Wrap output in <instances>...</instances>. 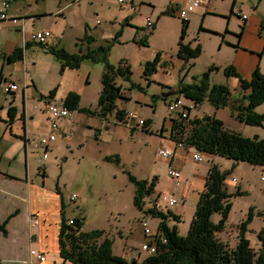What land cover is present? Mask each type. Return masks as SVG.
Returning <instances> with one entry per match:
<instances>
[{"label":"rangeland","instance_id":"374dc122","mask_svg":"<svg viewBox=\"0 0 264 264\" xmlns=\"http://www.w3.org/2000/svg\"><path fill=\"white\" fill-rule=\"evenodd\" d=\"M16 1L10 0L11 4ZM93 1L94 5L92 6L89 3L86 6L80 3L79 10L72 15L69 14L71 21L64 36V44L69 52H73L74 49L78 51L80 47L73 45L78 40L73 41V38L76 34L80 35L79 39L82 37V27L85 21L82 16L85 14H88L89 22L95 24V27L92 25L90 31L95 39L94 47L109 45L112 40L114 32L107 28V25L113 17L111 11H118L121 7L115 0L108 1L106 4L103 0ZM135 1L137 4L140 2V0ZM142 1L151 2L155 9L150 11L144 7L140 11H135L136 23L142 24L143 28H146L149 15L153 17L151 18L153 23H157L159 20L158 29L152 31V35L148 33V47L133 44L130 40L134 32L126 29L123 39L127 43L122 45L114 43L110 46L109 52V62L112 65L116 66L120 59L128 61L131 66L132 82L139 84L144 90L141 92L137 89H130L128 82L122 81L121 78L116 79L117 84L122 87L123 95L128 98V101L118 99L117 106L138 115V118L130 119L127 125L119 124L114 113L105 118L94 115L98 111V97L101 91L100 79L103 71L101 63L84 60L78 70L67 69L62 75H59L60 66L53 57L44 53L36 57L34 52L40 51L38 47H34L27 53L28 63L35 64L33 69L28 67L30 72L28 76L32 78L37 88L35 91L34 87H31L29 93H33L35 96L38 91L48 94L51 89L57 87L56 99L60 102L59 98H64L66 90L75 91L80 97L79 107L91 112L90 115L88 113L85 115L72 113L70 115V119H76L70 131L71 136L68 139L58 138L54 142L56 147H53L47 160L42 159V151L39 147L34 146L33 142L42 135L39 133H45L46 128L39 124L37 117L36 121L29 122V125H35V128L36 123L40 125L37 129L39 132L36 130L38 133L34 132L35 134L32 135L34 137H30L32 141L28 149L30 150L29 154H32L29 157V179L35 185H39L41 189L43 188V191L51 194V202L49 199H44L50 209L45 207L43 210L45 218H47L46 224L51 227V239L55 248L51 250V263L59 261L56 252L57 238L54 232L63 218L65 220L83 218L82 232L103 230L111 241V252L114 256L124 258L129 263L144 261L149 254L142 251L141 247L143 244H148L149 236H153L157 232V226L161 219L150 213L154 203L153 193L141 198L140 208L134 204L136 187L129 176L137 181H144L149 180L156 172L158 176H161L160 180L164 182L162 179L166 172L162 165L164 161L158 157L157 153L159 150L166 149V145H168L169 133L163 131V135H161V131L163 128L169 130L170 113L164 100L158 98L154 103L153 98L161 97L163 93L177 88L180 82L193 84L195 79H198L208 68L215 67L216 70L210 74V85L226 84L231 92V102L238 103L243 100L247 91L241 89L238 78L226 77L224 69L232 65L245 79L248 78L253 68L252 58L261 60L259 52L254 53L241 47L240 40L245 38L243 34L238 38L243 27L238 16L241 13L248 15V8L253 7L257 0H209L207 12H199L197 9L196 12L190 13L184 41L188 43L196 38L201 44L202 52L197 59L190 60L184 65V68L182 67L183 61L177 58L182 27L181 19L174 13L166 16L160 15L166 0ZM44 6L45 3L40 2L39 7L44 8ZM258 11L264 16V0L259 3ZM45 21V18L39 17L35 26H39ZM99 23L101 24L97 25ZM246 23L248 24V21ZM11 26V24L0 20V44L4 41ZM258 34L260 37H264V31L259 30ZM258 34L256 35L259 36ZM250 37L253 38V35ZM86 46L85 44L82 47L83 51ZM262 48L264 49V45ZM157 53H160V65L148 84V81L143 78V65L146 61L153 60ZM190 66L191 68H189ZM259 67L264 73V58ZM0 74L5 79L3 83L9 80L21 83L24 79L23 65L15 62L7 63L0 58ZM161 86L165 87L161 88ZM166 86L171 88L167 89ZM179 98L183 103H191L181 95ZM10 100L1 86L0 136L4 137L0 143V170L4 172L8 169L9 156L15 152L16 148L20 147L12 133L22 129V121L25 124L26 118H28L27 114L25 118L21 119V112L18 111L12 125L8 128L6 126L8 123L7 109ZM37 100L38 98L35 101L37 102ZM40 102L42 101L40 100ZM16 103L20 107V102L16 101ZM36 105L33 101L30 102L31 113L34 112ZM214 112H216V118L222 120L227 130L246 138L258 136L264 139V123L263 127L245 125L236 118V114L232 115L233 112L229 106L215 110L207 102L196 108L192 104L190 116L202 117L205 114L213 116ZM256 112L264 116V104ZM140 118L145 122L149 121V126L147 122L144 126H136L137 120ZM145 130L148 131L145 132ZM12 150L13 152L10 154ZM206 155L209 154L201 152L204 161L199 163L200 165L207 164ZM18 161L15 164L16 172L23 175L25 161L22 157ZM217 162L224 168L222 170L228 168L227 171L231 175L227 179V188L233 194L229 199L230 210L227 225L219 234V239L228 246V249H235L238 237L242 234L246 236L250 245L259 243L258 249L256 246L253 247L254 252L257 253L263 246L259 237L264 231V185L259 181L258 168L243 162L237 170L232 172V161L218 157ZM42 164L47 166V175L44 179L41 178V174H38L37 169V166ZM198 167L196 163H186L181 174L188 176ZM41 180L44 182L43 185ZM162 185L159 184V191H164ZM241 185L244 188L242 191L239 190ZM72 196H75L74 201L71 200ZM55 197H58V204ZM188 197L184 202V210L179 221L166 213L167 220L169 219L167 221L169 229L172 230L175 226L178 236L181 237L186 235L194 214L193 198L190 194ZM45 198H48V195H45ZM179 204H183V201L180 200ZM220 219L221 215L218 213H214L211 217L214 223H218ZM144 222L150 231L147 236L143 232ZM244 224L249 227L248 229L244 227L245 229L241 230Z\"/></svg>","mask_w":264,"mask_h":264},{"label":"trees","instance_id":"16d2710c","mask_svg":"<svg viewBox=\"0 0 264 264\" xmlns=\"http://www.w3.org/2000/svg\"><path fill=\"white\" fill-rule=\"evenodd\" d=\"M167 11L171 14L169 9ZM181 22L177 58L186 65L190 60L197 59L201 55L202 49L196 38L186 44L183 43L189 22L188 20H181ZM153 28L154 26L148 31H152ZM243 29L244 26L241 28L238 38H240ZM119 35L120 32L110 40L109 45L99 46L95 49L88 48L86 53L82 54H70L63 48L49 47L46 44L37 43V45L55 58L60 65V72L66 69L78 70L84 60L101 63L103 66L100 79L101 91L98 97V111L94 115L105 118L114 113L119 124L127 125V112L117 106V100L128 101V98L123 95L122 87L117 84L116 79L121 78L122 81L128 82L130 89H137L141 92L144 90L140 85L132 82L131 66L126 59H121L116 66L109 62L110 46L117 42ZM147 38L144 36L138 42L146 45ZM82 40H87L89 43L94 41L90 36H85ZM1 58L7 63L21 61L23 49H14L9 56L2 55ZM159 65L160 53H157L153 60L144 63L143 78L148 81V84L151 82L149 78L157 72ZM215 70V67H210L198 79L194 78L193 84L180 82L178 87L171 91L175 92L177 97L183 96L195 107L204 102L209 103L215 110L229 106L233 112L232 115L236 114V118L241 123L252 127L263 126L264 116L255 110L264 103V74L259 70V67L257 66L253 70L249 79H244L232 65L224 69L226 77L238 78L241 89L247 91L243 100L235 104L230 100L231 92L226 84L210 85V74ZM3 80L2 74H0V86ZM169 88L171 87L167 89ZM54 92L55 90L50 91L49 95H54ZM7 95L12 96L13 94ZM158 98L166 102L171 99L154 97L153 102ZM79 101L78 93L69 92L65 96L63 104L69 111L77 110L84 114H91L87 109H78ZM167 104L168 102L166 107ZM188 110L184 105L183 111L186 113V117L182 118L180 115L177 119H171V123H173L170 127L171 138L175 140V143L177 141L184 142L190 149L199 152L219 155L234 162H247L252 166L264 167V140L257 136L246 138L236 132L229 131L224 127L223 122L214 115L190 118ZM17 113L18 110L11 100L7 109L8 128L12 125ZM20 118H23L22 113ZM146 122L149 126L150 122ZM147 131L145 130V132ZM228 174L229 171H221L217 165L211 164L207 175L206 190L196 204L185 236H178L175 227L170 230L166 226L164 223L167 219L166 215L161 212L154 214V211L150 210L154 216H160L162 219L160 229L166 238V243H161L156 239L154 241L155 253L148 255L141 263L136 261L129 263L124 258L114 256L111 252V241L103 230L82 232L83 218L70 220L63 218L61 220L57 236L58 254L61 262L70 264H264V231L259 237L263 246L257 253L250 248L248 240L242 234L238 237L235 249H228L218 238V233L222 232L226 225L230 210L229 199L232 195L227 192L225 187V179ZM129 179L136 187L134 204L140 208L141 198L145 195L150 196L154 192L157 179L155 177L151 180L137 181L131 176ZM214 213L221 215L218 223H213L211 220ZM12 216L0 224V232L4 235H6V224ZM245 226L242 225L241 230L245 229Z\"/></svg>","mask_w":264,"mask_h":264},{"label":"crops","instance_id":"0c3cea01","mask_svg":"<svg viewBox=\"0 0 264 264\" xmlns=\"http://www.w3.org/2000/svg\"><path fill=\"white\" fill-rule=\"evenodd\" d=\"M103 1H104V4H106L108 1H111V0H103ZM185 1L186 0H183V1L182 0H166L165 4L162 6V10L165 11L169 9L171 13H174L177 7L180 4L185 3ZM208 1L209 0L201 1V4L198 8L199 12L208 11L207 10L209 9ZM261 1L263 0H257V3L253 7L248 8L247 10L248 15L246 13L244 14L241 13L238 16L244 26V30L242 34L243 36H245L243 40L242 38L240 40L241 47L246 50L248 49L250 51H253L254 53L259 52L260 53L259 57H261V60L260 59L258 60L255 57L252 58L251 65L253 68L250 71L248 78H245V79L250 78L253 70L257 66L259 67L262 59L264 58V49L262 48V45H264V37L262 38L260 37V34H258L259 30L264 31V16H262L260 12L258 11V6ZM40 2L45 3L44 8L39 7ZM115 2H117V0H115ZM80 3H82V5L84 6H86L88 3L91 6L94 5L93 0H75V1L73 0H17L15 3L12 2V4L9 0V6L7 8V18L2 21V22H7L11 24L12 30L10 29L7 31L8 33L5 36L4 41L2 42V44H0V58L2 57V55H4L5 57L9 56L14 51V49H17V48L23 49L22 60L17 61L15 63L23 65L24 79L21 83L19 81L9 80V82L15 83L18 86V88L16 91L12 92L13 94L12 96H9L7 94L6 95L10 97V99L12 100V104L17 108L19 112H21L24 115V111H25L26 112L25 116L28 114L27 115L28 118H26L25 124H23L24 121H22V129L17 130L15 133H12L11 131L12 129L10 130V132L13 134L15 138V141H17L20 147H18L19 149L16 148V150H14L15 152H13V150L10 151V154L12 152L13 154L9 156V161H8L9 163L7 166L8 169L5 172L0 170V224H2L6 218L13 215L12 217H10V219L8 220L6 224V235L0 232V264H52V263L53 264H70L67 262L66 263L61 262V259L58 254V249H57L58 246L56 247V252H57L59 261L58 263H56V261L53 260L54 262L51 263V258H50L51 250L55 248H54V243H52V239H51V227L46 224L47 218H45V214L43 212L45 207L50 209L49 206L47 205L48 203H46L44 199H49V201L51 202V194L43 191V188L41 189L39 185H35L29 179L30 178L29 177V164H30L29 157H30V154L32 153L29 154L30 150H27V148L25 149V147L27 146L26 145L27 140H29L30 137L31 138L34 137L32 135H34L38 131L37 129L40 127V125L45 127L46 131L45 133H39V134L46 135L51 131L49 127V120L43 110L44 104L47 101H49V102H55V103L64 105L63 100L65 96L69 92H75V91L66 90L64 94V98L63 99L59 98L61 99L60 102H58V100L56 99L57 87H54L53 89L50 90V91L55 90L54 95L52 96L49 95L50 91L48 92V94H42L38 91L36 96L33 95V93L32 94L29 93V89L31 87H34L35 91L37 90V88L32 78H29L28 76V74L30 73L28 70V67H31L33 69L35 67V64L32 63L33 60L31 61L32 63L31 65L28 63L27 53L30 50H32L34 47H38L40 51L34 52V54H36V57L41 56L42 55L41 53L48 54L44 52L37 45V42L33 39V35L42 30H48L51 33L50 38L48 42L46 43L47 46L63 48L70 54H82V53H86L88 48L89 49L97 48L93 46V42L95 41V39L90 34V31L92 30L91 27L93 26L95 27V24H92L91 21H90L91 23L89 22L90 19L87 16L88 14H85L83 16L81 15L82 18L85 20L83 22V27H82V34H83L82 37L79 39L80 35L76 34L75 37L73 38L74 39L73 41H76L78 39L77 42H74L73 44L75 46H80L78 51L74 49L73 52H69L67 46L64 44L65 43L64 36L66 34V29L71 21V17L69 16V14L72 15L76 13L80 8ZM241 5L243 4L241 3ZM119 6L121 7L120 10L115 11V12L111 11V15H113V17L111 18L109 25H107L108 26L107 28H109L110 30H112V32H114V35L111 39H114L115 36L120 32V35L117 38L118 40L115 44L117 45L126 44L127 42L123 39V36H124V32L126 31V29H129L134 32L133 37L130 40L133 44L140 46V47H148V42L146 43V45H143V44H140L138 40L143 39L144 36L148 37V33H151L152 35V31H156L159 27L158 25L159 20H157L158 21L157 23H153V26H154L153 30L148 31L147 26L146 28H143L142 24L136 23L135 11H140L144 7H146L147 9L151 11V10H154L155 7L151 5V2H143L142 0H140L139 4H137L135 0H130L129 3H125ZM242 15H245L247 19L243 20L241 18ZM149 16L148 17L146 16L147 21L153 18L151 15ZM39 17L45 18L46 21L40 24L39 26H35V22ZM247 21H248V24L246 23ZM100 24L101 23L97 25H100ZM137 29H140V30L137 31ZM256 34H258L259 36H257ZM251 35H253V38L250 37ZM85 36L92 37L94 41L92 43H89V41L87 40H82ZM147 41H148V38H147ZM183 43H186V42L183 40ZM85 44L87 46H86L85 51H83L82 47ZM50 56L53 57L52 55ZM245 58H247V56H245ZM182 67L184 68V63ZM66 70H64L63 72H60V67H59V75H62ZM259 70H260V67H259ZM150 78H149V81H151ZM3 81H5V79ZM35 97L38 98L37 102L35 101L36 100ZM175 97L177 96L175 95L174 97H171V99L167 101L168 104ZM40 100L42 102H40ZM16 101L20 102V107H18ZM31 101H33L34 105L37 104L38 106V110L35 113L34 112L31 113V108H30ZM25 102H26V105H25ZM164 102L165 104L167 103L166 101ZM183 105H185L189 109L187 113H189V116H190L192 112V103H183ZM262 105L258 106L255 110L258 111V109ZM78 109H84V108H81L78 106ZM72 113L73 114H78V113L84 114L83 112H79L77 110L70 111V115ZM132 113H134L135 116L138 118V115L135 112H132ZM70 115L66 118L59 119L57 121V129L55 130L56 138L54 141L49 143L46 149V152L48 155L49 153H51L53 147L54 148L56 147V145H54V142L58 138L68 139L71 136L70 131L72 130L74 121L76 119L74 118L70 119ZM169 115H170L169 130H167V128H163L162 131L169 133V137H168L169 141H168V145H166L167 146L166 149L167 148L171 149L173 151V154L169 158H162L159 155V151H160L159 150L157 155L158 157L163 159L164 162L162 165L164 166L166 172L168 168H172L179 172L180 177L176 184L175 181L171 179L169 176H167V173L165 172L164 177H162V179L164 180L163 182L162 180H160L161 176H158V174L154 172L153 176L149 178V180L155 177L157 179L156 187L153 192V195H154L153 199L154 201L156 200L157 202L153 203L152 205L153 207L151 210L154 211V214H156L155 212H161L164 215L168 213V216L176 217L179 221V218L181 217L183 210H184V202L187 198H189L188 197L189 194L193 198V201H194L193 210L195 212L196 204L200 196L206 190L207 175H208L211 164L217 165L221 171H227L228 168H226V170H222L224 168L219 166L217 162L218 157L219 158L220 157L225 158V157H222L219 155H211V154L206 155L208 161H207V164L204 166V165L199 164L204 161L202 156H201L202 157L201 161L193 160L192 158V155L194 152L193 149L181 150L177 148L175 144V140L171 138L172 132H171L170 127L171 125H173V123H171V119L172 118L177 119L179 117L178 116L179 114L173 113ZM205 115L209 116V114H205ZM214 116H216V112H214ZM36 117L38 118L37 121L39 122L40 125H38V123L35 122L36 123V128H35V125L30 126L29 122L36 121L35 120ZM193 117H197V116H193ZM193 117L190 116V118H193ZM23 118L25 117L23 116ZM129 121L130 119L127 120V123H129ZM6 126L8 125L6 124ZM89 128H91V126H89ZM162 131H161V135H163ZM3 137H4L3 135L0 136V143L2 142ZM259 139L264 140L263 138H259ZM21 148H22V151L24 150V152L21 151ZM40 151H42V153L44 152V150L42 149H40ZM200 155H201V152H200ZM19 156L22 157L23 161H25L24 163L25 172L23 175H20L16 172L15 164L16 162L17 163L19 162L18 161L20 158ZM48 158L49 157H47L46 160ZM189 162L196 163L199 167L196 171L190 173L188 176H184L181 174V172L183 171L186 163H189ZM242 163L243 162L232 161V172L237 170L240 164ZM244 163H247V162H244ZM27 165H28V169H27ZM37 167H38L37 168L38 174H41V178L42 179L46 178L47 166L42 164L41 166L39 165ZM255 167L258 168V173H259L258 176H260L264 172V167H260V166H255ZM229 175H231L230 172L225 179V187H226L227 192L233 196V194L230 193L227 188V179ZM43 183L44 182L41 180L42 185ZM159 184L161 185L163 184L162 186H163L164 191H159L158 189ZM243 189L244 188H242V185H241L239 187V190L242 191ZM45 195H48V198H45ZM163 197H166V199L173 198L175 200V205L168 207L167 201L163 200ZM55 198H56V203H57L58 197H55ZM180 200L183 201V204H179ZM61 203H62V206L64 207L62 198H61ZM167 221H169V219L168 220L166 219L164 223L168 227ZM250 222L252 223V221ZM160 224L161 222H159L157 226L158 227L157 232L159 231L162 233L160 229ZM226 225H227V221H226ZM245 227H247L248 229L249 225H246ZM58 228L59 226L56 227V232H54L56 235L55 236L56 238H58L57 237ZM222 232L218 233V238H219V234H221ZM244 237L246 238V236ZM152 240H153V237L149 236L150 243L152 242ZM257 243L258 242L250 245V242H249L250 248L253 249V247L256 246L258 249L259 243L258 244ZM31 251H34L36 254L43 255L45 260L43 262L38 261L36 256L31 255Z\"/></svg>","mask_w":264,"mask_h":264},{"label":"built area","instance_id":"2783aa9c","mask_svg":"<svg viewBox=\"0 0 264 264\" xmlns=\"http://www.w3.org/2000/svg\"><path fill=\"white\" fill-rule=\"evenodd\" d=\"M75 1V0H73ZM202 0H186L185 3L180 4L177 9L174 11V14L180 18L181 20H187L188 19V15L190 13L195 12L200 4H201ZM130 0H117V3L119 5L125 4V3H129ZM9 6V1L8 0H0V20L3 21L7 18V8ZM241 18L243 20H246L247 17L245 15H242ZM153 27V22L149 19L147 21V30H150ZM51 33L48 30H42L40 32H37L33 35V39L39 43V44H46L50 38ZM2 88L4 90V92L6 94L12 93L14 91L17 90L18 86L13 83V82H4L2 83ZM183 102L181 101V99L179 97H175L171 100V102L169 104H167V110L170 114L173 113H178L182 118L186 117V113L183 111ZM38 110V106H34V113L37 112ZM43 110L45 115L47 116L48 120H49V127H50V132L46 135H40L38 136L35 140H33L34 142V146L39 147L40 149L44 150V152L42 153V159H46L48 157V154L46 152V149L49 145V143H51L52 141L55 140L56 135H55V130L57 129V121L59 119H63L66 118L70 115V111L69 109L62 105V104H58L55 102H49L47 101L44 106H43ZM26 112L24 111V117H25ZM127 119H133L136 118L135 114L132 112H127L126 115ZM145 121L143 119H138L136 126H144ZM32 140L29 139L27 140L26 143V147L27 150H29V146H30V142ZM176 147L181 149V150H188L190 149L189 146H187L184 142H180L177 141L176 143ZM26 150V151H27ZM173 154V151L171 149H163L159 151V155L162 158H169L171 157ZM193 160L195 161H201L202 157L200 155V152L197 150H194L193 155H192ZM167 176H169L171 179H173L175 181V183L177 184V181L179 180L180 174L177 170H174L172 168H168L167 170ZM259 181L260 183L264 184V172L259 176ZM71 200L74 201L75 200V196L71 197ZM163 200L167 201L168 207H171L173 205H175V200L173 198H168L166 199V197H163ZM144 226V235H149L150 231L149 229L146 227V223H143ZM153 240L151 242V244H143L141 247L142 251H146L149 255H153L155 253V244L154 241L156 239L160 240L161 243H166V238L164 237V235L161 232H157L155 233L153 236ZM31 255L32 256H36L37 260L40 262H43L45 260L44 256L41 254H36L34 251H31Z\"/></svg>","mask_w":264,"mask_h":264},{"label":"water","instance_id":"95a60500","mask_svg":"<svg viewBox=\"0 0 264 264\" xmlns=\"http://www.w3.org/2000/svg\"><path fill=\"white\" fill-rule=\"evenodd\" d=\"M161 16H166V15H169V11L165 10L163 12L160 13ZM176 95L175 92H172V91H168L166 93H163L161 95L162 98H171V97H174Z\"/></svg>","mask_w":264,"mask_h":264}]
</instances>
